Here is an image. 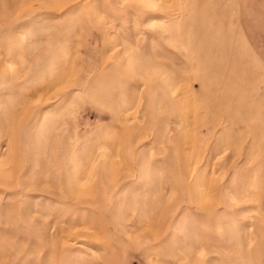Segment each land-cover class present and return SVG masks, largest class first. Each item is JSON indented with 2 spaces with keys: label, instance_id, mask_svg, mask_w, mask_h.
<instances>
[{
  "label": "rangeland",
  "instance_id": "374dc122",
  "mask_svg": "<svg viewBox=\"0 0 264 264\" xmlns=\"http://www.w3.org/2000/svg\"><path fill=\"white\" fill-rule=\"evenodd\" d=\"M0 264H264V0H0Z\"/></svg>",
  "mask_w": 264,
  "mask_h": 264
}]
</instances>
